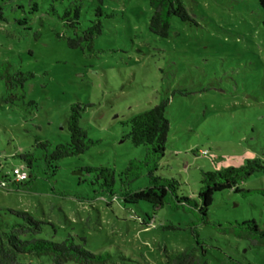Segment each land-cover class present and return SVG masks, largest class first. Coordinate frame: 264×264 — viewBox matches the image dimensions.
Instances as JSON below:
<instances>
[{
	"label": "rangeland",
	"instance_id": "rangeland-1",
	"mask_svg": "<svg viewBox=\"0 0 264 264\" xmlns=\"http://www.w3.org/2000/svg\"><path fill=\"white\" fill-rule=\"evenodd\" d=\"M99 1L0 0V64L30 75L22 89L12 90L23 96L14 104L3 103L11 91L0 80V181L23 168L17 156L24 153L33 152L39 166L33 181L0 186V234L15 220L9 213L20 211L45 223L40 238L61 242L71 236L103 257L100 264H170L178 253L194 249L206 251L207 264H264V248L219 228L255 220L264 229L263 172L240 185L252 193H217L204 224L190 208L126 205L79 171L110 167L119 191L118 175L145 153L127 137L128 122L164 101L170 130L158 174L179 179L185 197L197 201L201 171L264 161L258 0H183L193 22L173 17L166 38L149 30V0ZM96 22L101 34L70 47ZM76 103L84 107L80 126L93 144L60 161L55 176L45 175L36 140L50 142V150L65 142ZM146 185L143 177L130 187ZM19 261L52 264L48 256Z\"/></svg>",
	"mask_w": 264,
	"mask_h": 264
},
{
	"label": "trees",
	"instance_id": "trees-1",
	"mask_svg": "<svg viewBox=\"0 0 264 264\" xmlns=\"http://www.w3.org/2000/svg\"><path fill=\"white\" fill-rule=\"evenodd\" d=\"M6 1L10 0H3V2ZM149 3L152 9L149 30L158 37H168L173 17L182 22H193L183 0H149ZM258 3L263 11L264 27V0H258ZM99 34H101V26L99 22H96L95 25L84 31L82 36H76L74 40L69 41V45L73 48L82 47L83 42L89 44ZM10 70V63L1 62L0 80L4 81L7 90L11 91L9 96L3 100L5 104H14L23 99L21 94H16L14 91L22 89L24 82L30 77L21 71L11 73ZM167 105V101H164L153 109L139 113L129 120L130 132L127 137L133 146L143 147L145 153L142 160H129L127 166L118 175L121 186L119 191H116L117 174L114 169L84 167L79 168V171L82 174L93 176V182L89 184L97 185L101 192L108 193L112 198L119 199L120 197L126 205H137L143 202L152 205L154 209L164 206L184 210L190 208L198 213L204 224H207L209 222L208 211L214 201V196L227 190L243 194L252 193L253 191L241 190L240 185L253 174L264 173V161L260 159L248 160L241 167H227L221 171H201L197 201L185 197L181 193L182 182L179 179L173 176L163 177L158 174L162 167L161 161L165 156L170 130V122L165 116ZM83 111L84 107L80 103L70 106L65 128L68 139L65 142L59 143L50 150V142L36 140V146L43 150L42 160L47 168L45 175H47V171H50L52 176H55L57 170L61 168L60 161L86 153L90 145L93 144L88 138L86 130L80 126ZM17 157L22 159L23 168L21 169L27 173V179L16 182L14 176L12 179L6 176L0 181V186L13 187L20 183H29L37 178L39 166L35 164L36 158L33 152H27ZM57 163L58 166H56ZM143 177L147 179L146 187L131 189L130 186ZM9 214L14 216L15 220L12 224H7V229L1 231L0 264H20L19 259L43 256L50 257L52 264H68L70 262L100 264L104 261L103 257L95 255L83 245L76 243L71 236L61 242L40 238L45 223L27 212L11 211ZM219 228L222 234L232 233L236 238L248 240L255 247L264 248V229L260 228L255 220L235 222L229 228L219 225ZM197 244L202 246L199 239ZM170 264H207L206 251L201 249L200 254H196V249L183 251L175 255Z\"/></svg>",
	"mask_w": 264,
	"mask_h": 264
},
{
	"label": "built area",
	"instance_id": "built-area-1",
	"mask_svg": "<svg viewBox=\"0 0 264 264\" xmlns=\"http://www.w3.org/2000/svg\"><path fill=\"white\" fill-rule=\"evenodd\" d=\"M13 176L16 182H22L27 179V173L21 168H15Z\"/></svg>",
	"mask_w": 264,
	"mask_h": 264
}]
</instances>
